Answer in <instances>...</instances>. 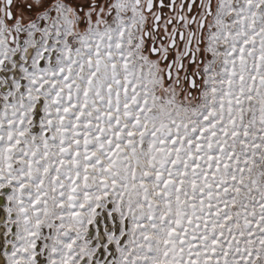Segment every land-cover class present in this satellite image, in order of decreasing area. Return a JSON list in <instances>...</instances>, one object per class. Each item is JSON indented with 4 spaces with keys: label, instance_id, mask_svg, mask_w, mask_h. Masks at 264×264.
I'll use <instances>...</instances> for the list:
<instances>
[{
    "label": "snow or ice",
    "instance_id": "snow-or-ice-1",
    "mask_svg": "<svg viewBox=\"0 0 264 264\" xmlns=\"http://www.w3.org/2000/svg\"><path fill=\"white\" fill-rule=\"evenodd\" d=\"M0 264H264V0H0Z\"/></svg>",
    "mask_w": 264,
    "mask_h": 264
}]
</instances>
